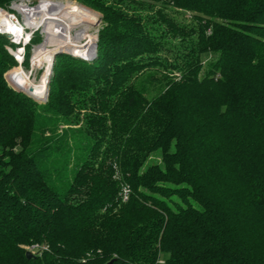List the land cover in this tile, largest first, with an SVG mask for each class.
Segmentation results:
<instances>
[{"label":"trees","instance_id":"trees-1","mask_svg":"<svg viewBox=\"0 0 264 264\" xmlns=\"http://www.w3.org/2000/svg\"><path fill=\"white\" fill-rule=\"evenodd\" d=\"M77 1L106 22L98 54L59 57L45 102L8 84L0 34V264H264V0H159L195 38Z\"/></svg>","mask_w":264,"mask_h":264},{"label":"rangeland","instance_id":"rangeland-1","mask_svg":"<svg viewBox=\"0 0 264 264\" xmlns=\"http://www.w3.org/2000/svg\"><path fill=\"white\" fill-rule=\"evenodd\" d=\"M42 0H21L12 3L8 8H0V26L3 25V21L7 18L11 22L18 24V27L24 29V37L17 38L15 35H10L8 33L0 32V34L6 35L11 44H6L5 49L12 56L14 62L10 65L5 73L8 84L15 90L24 92L28 96L36 99L38 102H45L49 97L50 83L53 79L54 65L59 60V57L69 55L73 57H78L86 61L95 60L98 54V43L100 33L103 31L106 22L103 19L102 13L77 0H52L61 1L66 6L77 7L83 6L89 10V14L93 15V20H84L80 24L76 25L74 28L70 29L68 36L69 38H74L79 33H84L86 38L80 40V43L63 42L58 44L57 41H52L53 37L47 36L46 31H48L50 24H37L39 21V16L32 18L33 24L31 26L27 25V18L23 11L14 8L15 4H24L28 6V10L32 11L36 9ZM139 3L136 6V12L141 14L143 18H153L156 16L157 10L161 9L162 13L171 18L173 23L179 25V27H186L190 32H197L199 30L200 24L197 17L194 16L193 11L185 9L182 7H175L173 5L164 6L159 0H135ZM77 5V6H75ZM31 8V9H30ZM30 19V18H29ZM35 19V20H34ZM35 21V22H34ZM204 21L201 19V22ZM37 22V23H36ZM158 25H162L158 21ZM2 28V26L0 27ZM170 29V28H169ZM53 31V29H51ZM54 29L55 33L59 34V30ZM168 30V28H167ZM167 37L164 39L163 48L166 52L165 55L173 54V46L180 44V39L175 37L174 34L171 36V32L166 34ZM193 38L197 36V33L193 32ZM55 38V37H54ZM57 38V37H56ZM19 40V41H18ZM26 40V43L24 41ZM18 41V42H16ZM40 56L42 61H37L36 57ZM173 57V56H172ZM206 57V56H204ZM212 55H208L202 63V69L200 74H203L207 69L208 64L211 60ZM47 69V75H45V90L43 96L35 97L33 93L26 91L25 86L31 82L33 85H39L41 79L44 76V72ZM45 70V71H44ZM155 68L145 69L142 72H138L133 76L132 82L138 83L141 80H146L149 73H153ZM22 89V90H19ZM29 90V89H28ZM156 93V91H154ZM45 100V101H44ZM154 159L160 161L158 154L154 155ZM124 187H129L125 184ZM29 247H27V251ZM33 254L35 252H32ZM166 255V254H165ZM165 256L163 255V258ZM160 259V264L164 259Z\"/></svg>","mask_w":264,"mask_h":264},{"label":"bare ground","instance_id":"bare-ground-1","mask_svg":"<svg viewBox=\"0 0 264 264\" xmlns=\"http://www.w3.org/2000/svg\"><path fill=\"white\" fill-rule=\"evenodd\" d=\"M13 6L14 8L25 13L24 15H26V18L28 19V26L34 25L32 18L37 15L39 16V21L38 23L36 22L37 24H50V27L48 28L49 30L46 31V35L53 37V39L51 40L59 42L58 44L71 41H75V43L79 44L80 40L84 39V37L86 38L85 34L81 32L77 34L74 38L70 39L68 36L70 29L74 28L81 22H84L85 19L89 21L93 20V18L95 17L89 14V10L83 6L75 5L77 7H69L68 5L66 6L65 4H63L61 1L42 0L40 2V5L32 11L28 10V6L24 4H15ZM8 19L9 18H7L6 21L2 22L4 24L1 25L2 28H0V30L13 34L17 38H20L22 35L21 28L14 26ZM51 29H53V31ZM54 29L59 30V34L55 33ZM36 60L42 61L39 55L36 57ZM45 70V74L41 79L39 85H33L31 82H29V84L25 86L26 91L28 89H32L31 91L35 97L43 96L46 92L44 88V82L46 77L45 75H47V69Z\"/></svg>","mask_w":264,"mask_h":264},{"label":"built area","instance_id":"built-area-1","mask_svg":"<svg viewBox=\"0 0 264 264\" xmlns=\"http://www.w3.org/2000/svg\"><path fill=\"white\" fill-rule=\"evenodd\" d=\"M11 23H12L14 26L18 27V24H16V23L13 22L12 20H11ZM19 28H20V27H19ZM21 30H22V35H21L20 38H23L24 35H25V34H24V29L21 28ZM0 32L7 33V32H5V31H1V30H0ZM8 34H10V33H8ZM10 35H13V34H10ZM18 39H19V38H18ZM18 41H19V40H18ZM18 41H16V42H18ZM24 43H26V40L24 41ZM121 196H122V200H123V201H126V200L128 199V197H129V189H128V187H123L122 192H121ZM36 249H37L36 245H31V246H29V248H28V250L31 251V252H35ZM162 262H163V261H162Z\"/></svg>","mask_w":264,"mask_h":264},{"label":"water","instance_id":"water-1","mask_svg":"<svg viewBox=\"0 0 264 264\" xmlns=\"http://www.w3.org/2000/svg\"><path fill=\"white\" fill-rule=\"evenodd\" d=\"M19 90H22V89H19ZM32 89H30V90H27V91H29V92H31L32 93V91H31ZM36 100V99H35ZM45 101V100H44ZM26 256H27V258H32V257H34L35 255L31 252V251H27L26 252ZM113 263V261L111 260V261H109L108 263H106V264H112Z\"/></svg>","mask_w":264,"mask_h":264}]
</instances>
